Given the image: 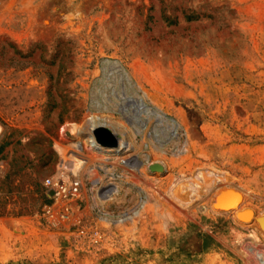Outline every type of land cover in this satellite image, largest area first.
Listing matches in <instances>:
<instances>
[{"label":"rangeland","instance_id":"obj_1","mask_svg":"<svg viewBox=\"0 0 264 264\" xmlns=\"http://www.w3.org/2000/svg\"><path fill=\"white\" fill-rule=\"evenodd\" d=\"M86 121L115 145L85 148ZM263 215L264 0H0V264H264Z\"/></svg>","mask_w":264,"mask_h":264},{"label":"built area","instance_id":"obj_2","mask_svg":"<svg viewBox=\"0 0 264 264\" xmlns=\"http://www.w3.org/2000/svg\"><path fill=\"white\" fill-rule=\"evenodd\" d=\"M85 139L87 142L83 143L84 147L93 150L97 145L94 137L91 135V138ZM81 148L82 144H79V151ZM43 185L46 191L50 190L52 192L51 196L47 197L49 202L44 205V216L51 227H64L72 220L70 204H75L80 197L79 181L68 170L45 178ZM78 235L93 245L98 244L101 240V234L95 228L89 230L79 229Z\"/></svg>","mask_w":264,"mask_h":264},{"label":"bare ground","instance_id":"obj_3","mask_svg":"<svg viewBox=\"0 0 264 264\" xmlns=\"http://www.w3.org/2000/svg\"><path fill=\"white\" fill-rule=\"evenodd\" d=\"M140 101L141 100L138 101L139 107L144 110L146 108V106L142 102H140ZM140 108L139 109L137 108V109L140 110ZM151 114H153L152 116H155V117H158L159 116V114H157V113H152L151 112ZM157 120L159 122H161V121L163 122V119H161V118H158ZM90 122L91 121H89V122L86 121V124H87L88 128L91 130V129H93L94 126ZM94 123H97L98 125H101V123L97 122V120ZM165 126H170V128H172V129L174 128V125L172 123H168V122H166ZM138 132L141 133L142 130H140ZM88 137L91 138V134H89ZM74 145H75V147L77 149V150L75 149V151H77V153L80 154V152L78 151V149H79L78 144H74ZM72 151H73V149H72ZM76 155H74V153H72V154L69 153L67 155V157H69L68 158L69 160L68 159L65 160L66 157H62V161H61V163L59 165H62L61 167H63V168H65L66 166L67 167L69 166V167H72L73 169L79 170L83 165H85L86 159L82 158L81 156L79 157V155L78 156H76ZM67 164H69V165H67ZM221 192L222 191H220L219 193H221ZM232 192H223L221 194H218L219 196L215 200V202L217 203V205L219 207H221V208H233V206L238 202V195H236L234 192L233 193ZM233 219H234L235 223H237L239 225H242V226H247V225H250L252 222H254L255 216H254L253 211L250 208H242V209L240 208V210H236L234 212Z\"/></svg>","mask_w":264,"mask_h":264},{"label":"water","instance_id":"obj_4","mask_svg":"<svg viewBox=\"0 0 264 264\" xmlns=\"http://www.w3.org/2000/svg\"><path fill=\"white\" fill-rule=\"evenodd\" d=\"M92 135L96 143L98 144H106L107 146L115 145V139L111 133H109L105 128L97 126L92 129ZM102 135V136H101ZM101 137H104L103 139ZM50 190L47 191L49 193ZM258 223L260 226L264 228V215L258 217Z\"/></svg>","mask_w":264,"mask_h":264},{"label":"trees","instance_id":"obj_5","mask_svg":"<svg viewBox=\"0 0 264 264\" xmlns=\"http://www.w3.org/2000/svg\"><path fill=\"white\" fill-rule=\"evenodd\" d=\"M47 201V200H46Z\"/></svg>","mask_w":264,"mask_h":264}]
</instances>
